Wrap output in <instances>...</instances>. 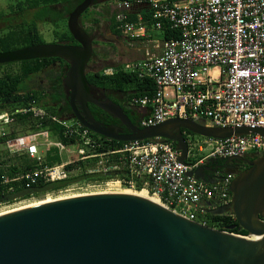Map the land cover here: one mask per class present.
Masks as SVG:
<instances>
[{
	"label": "built area",
	"instance_id": "2783aa9c",
	"mask_svg": "<svg viewBox=\"0 0 264 264\" xmlns=\"http://www.w3.org/2000/svg\"><path fill=\"white\" fill-rule=\"evenodd\" d=\"M135 2L114 4L119 10L117 20L124 24L128 37L155 42L151 31H162L165 24L180 33L178 38L163 41L160 53L147 51L143 60L125 64L126 70L151 78L157 88L153 96L135 100L143 108L152 106L141 120L142 127L179 118L209 122L212 127L264 128V0ZM144 8L151 12V27L143 20ZM131 13L137 15V21L130 20ZM114 70L111 67L105 72L112 74ZM32 110L36 117L49 116L58 122L63 136L79 148L78 154L70 155L71 160L43 167L45 157L40 149L44 145L35 142L21 145L24 136L15 137L6 143L11 152H24L38 163L35 169L14 180L25 178L28 189L40 180L65 181L79 169L68 170L67 165L80 161L85 164L80 167L84 174L104 177L115 174L108 182L116 181L130 190H137V180L143 179L142 189L157 197L162 205L203 225L208 224L197 216L203 202L208 203V209L232 202L230 186L234 175L227 174L220 182L208 183L188 173L211 158L228 159L264 152V137L260 135L224 140L194 137L188 142L189 155L193 152L192 158H200L185 165L174 143L163 138L124 142L116 148L76 119H60L40 107ZM23 111L0 113L1 135H5V126L13 124L16 115ZM56 139L58 143L54 147H66ZM205 146H209V153L200 155ZM121 172H127L130 178L120 179ZM3 182L9 183L10 179L5 177ZM14 191L11 186L7 193ZM8 203L0 202V206Z\"/></svg>",
	"mask_w": 264,
	"mask_h": 264
},
{
	"label": "water",
	"instance_id": "95a60500",
	"mask_svg": "<svg viewBox=\"0 0 264 264\" xmlns=\"http://www.w3.org/2000/svg\"><path fill=\"white\" fill-rule=\"evenodd\" d=\"M94 1L84 0L68 17V28L77 45L41 44L0 52V64L65 59L70 63L64 80L74 111L70 119L119 142L163 138L176 144L185 165L190 147L184 130L221 140L249 134L264 137L263 127H212L192 119L174 118L140 127L120 104L95 97L87 78L94 39L80 21ZM90 104L120 120L123 126L98 121ZM241 158L229 159L241 162ZM209 171L210 167L201 166L188 175L208 182ZM107 177L114 178L115 174ZM230 190L232 202L210 211L214 215H235L237 225L227 230L192 221L149 198L123 192L69 197L6 213L0 215V264H264V163H253L248 172L232 181ZM35 191L31 188L23 195ZM20 197L22 194L8 198ZM237 226L248 234L232 232Z\"/></svg>",
	"mask_w": 264,
	"mask_h": 264
},
{
	"label": "trees",
	"instance_id": "16d2710c",
	"mask_svg": "<svg viewBox=\"0 0 264 264\" xmlns=\"http://www.w3.org/2000/svg\"><path fill=\"white\" fill-rule=\"evenodd\" d=\"M83 1L84 0H17L16 4L13 5L10 10L11 14L0 15V21L3 20L6 22L4 32L0 34V52H9L24 47L44 44L37 24L42 21L57 23L61 19H68L69 15ZM118 1L136 3L135 0H95L92 7L81 16V26L90 35L92 30H94L100 22V19L96 16L104 17L109 23V29L112 34L121 38H127V40L132 42L126 50H130L132 46L139 47L143 45L144 50H146L147 44L151 46V43H149L146 38L131 39L128 37L125 32L124 24L117 20L119 10L114 8V4ZM135 10L137 11V9ZM88 13L90 14L89 18L84 19V15ZM142 15L147 25L150 27L153 26L151 12L145 9L142 10ZM137 19V15L131 13L130 20L137 21ZM85 21L89 24L85 25L87 24ZM179 35V31L173 30L168 24H165L160 33V38L162 41H166L171 38H178ZM57 43L78 44L71 35L69 28L66 33L60 36ZM149 49H151V47H149ZM148 51L152 52L153 50L151 49ZM146 53L147 51L144 54L146 55ZM94 59L95 58L92 57L89 66L94 62ZM13 65L19 66L20 69L17 73L3 71L4 67ZM117 65V67H114L115 70L112 74H107L105 72L112 66L102 70L88 72L87 78L93 88V94L99 99L110 98L120 104L132 122L142 127L141 120L144 116L149 114L152 106L143 108L141 105L136 104L135 100L153 96L157 89L155 82L149 77L140 76L139 73L126 70L123 64L119 63ZM69 67L70 63L62 58H44L0 64V113L4 111H13L15 109L25 110L16 115L15 122L11 125L16 123L26 124V128L30 127V131L32 130L33 132L47 130L61 140L63 144H74L73 140H69L63 136L62 126L58 122L53 121L49 116L44 118L36 117L32 110L33 107H40L60 119L69 117L66 112L71 108V105L64 88V80ZM38 75H42L41 78L45 82V85L43 86L39 83V85L36 86L37 88H35V86L30 83L34 80V76ZM102 95L105 97L102 98ZM89 108L98 121L106 124L122 125L120 120L114 118L97 106L90 104ZM96 136L107 141L112 147L117 148L124 144V142L111 140L99 134H96ZM15 137V131L10 133L5 131V135L0 134V146L5 145L9 140ZM184 137L189 142V140L194 139L196 135L190 131L184 130ZM174 145L176 146L175 143ZM199 158L200 156L197 158L189 157L188 161L194 162ZM8 159H2L0 156V202L5 203L13 202V200H10L8 197L14 194H22V197L18 198L22 200L29 199L33 196H39L37 193L38 191H35V189L45 194L64 189L70 184L77 182V180L101 182L113 178L99 175L89 176L81 172L82 176L77 179H72V177L65 181L52 183H44L43 180H40L33 187L35 191L34 194L29 193L23 195L24 192L31 191V189L26 187L27 181L25 178H22L21 181H16L14 179L19 176H24L29 170L35 169L38 162L30 158L26 153L15 154ZM61 162L58 149L53 147L47 151L42 161V166H54ZM84 165L83 162L75 161L73 164L67 165V169L74 170L84 167ZM5 177L10 179L9 183L3 182ZM119 178L127 180L130 177L127 172H121ZM221 180L222 178L216 182H220ZM143 181V179L137 180V190H142ZM11 186L15 189L14 194L7 193L8 188ZM207 205L208 203H202L197 216L199 219H204L209 226L227 230L229 227L237 225V220L232 212H228L224 215H214L210 213L213 209H208ZM231 231L241 235L248 234L245 230H239L238 226Z\"/></svg>",
	"mask_w": 264,
	"mask_h": 264
},
{
	"label": "rangeland",
	"instance_id": "374dc122",
	"mask_svg": "<svg viewBox=\"0 0 264 264\" xmlns=\"http://www.w3.org/2000/svg\"><path fill=\"white\" fill-rule=\"evenodd\" d=\"M17 0H0V15L4 14V15H8L11 14V8L13 5L16 4ZM90 14H85L84 15V19L89 18ZM97 18L100 19V22L98 23V26L95 28L98 31L92 30L91 34H95L94 36L96 37L98 41L97 43L100 44L101 46H97V52H101V51H105L106 53L108 52L111 56H110V62L107 63V65L103 66V67H96L95 65H91L89 67L90 71H97V70H102L105 69L109 66L112 65H116L119 63H126L129 62L133 59H135V53H127V48L129 45L132 44L131 41L127 40V38H118L116 36H113L110 34L109 31V26H108V22L107 19H105L104 17L101 16H96ZM31 22V21H29ZM82 22V21H81ZM87 21H85L86 23ZM84 23V22H83ZM89 23L87 22L88 25ZM6 27V22H4L3 20L0 21V34H2L5 30ZM38 30L40 32V34L42 35V39L44 44H54L57 43L60 36L63 33H66L68 31V19H61L59 20L57 23H53L51 21H42L39 22L37 24ZM151 33H155V38H159L160 37V33L158 32V30H152ZM105 34H109L108 37L105 36ZM101 40H106L111 42L110 43H102ZM98 52V54H99ZM137 54V53H136ZM137 56H139V54H137ZM94 62H97V58L94 59ZM121 63V64H122ZM19 66L18 65H13V66H8V67H4L3 71L6 72H11V73H17L19 71ZM42 76V75H41ZM41 76H34V80L30 83L31 85L35 86V88H37L36 86L39 85H45V82L42 80ZM43 81V83H42ZM39 88V87H38ZM210 123L207 122V125H209ZM26 124H22V123H16L14 125H8L5 126V131H7L8 133L15 131L16 132V137H23L20 140V144H28V142H35L36 144H38L40 146V144H43L45 148H52L54 147V144L58 143V140L56 139V137L47 130H39V131H30V127L26 128ZM3 127V126H2ZM1 127V128H2ZM27 135V136H25ZM196 138L198 140H203L205 139L202 136L196 135ZM209 146H205V151L203 153H201L200 155H206L209 153ZM41 153L43 154V156L45 157L47 154V151L41 147ZM78 150L79 148L76 145H68L67 147L63 148V150H61V155H62V160L63 161H68L71 160L70 155H77L78 154ZM9 153H8V152ZM15 154H24V152H11V150L8 148V146L5 145H1L0 146V156L2 157V159H8L10 156H13ZM193 156V152L190 153L189 157L192 158ZM9 160V159H8ZM83 173V172H82ZM81 174V168L78 169V171H76L73 175H80ZM73 176V177H74ZM130 189L119 185L116 181H101V182H80L78 181L77 184H70V186L58 190V191H54V192H48L45 194H41L39 196H33L29 199H18L15 200L13 202H10L8 204H3L0 206V212L6 211V210H12L18 207H22L25 206L31 202H36L39 200H42L46 197H67V196H73V195H86V194H94V193H106V192H126ZM133 191H138V190H133Z\"/></svg>",
	"mask_w": 264,
	"mask_h": 264
},
{
	"label": "flooded vegetation",
	"instance_id": "af4514ba",
	"mask_svg": "<svg viewBox=\"0 0 264 264\" xmlns=\"http://www.w3.org/2000/svg\"><path fill=\"white\" fill-rule=\"evenodd\" d=\"M108 26H109V24H108ZM95 31L99 32V30H95ZM109 31H110V29H109ZM110 34L113 36H116V35L112 34L111 31H110ZM94 35L95 34H90V36L94 39V53L97 54V55L93 54V57L97 58V62H93V64L95 65V68L96 67H103L105 65L108 66L107 63H109L111 61L110 60L111 55L108 52H107L108 53L107 54L104 50L101 52L98 51L99 52V54H98L96 47L101 46V45L96 43V42H98L100 40H97ZM108 35L109 34H105V36H107V37H108ZM116 37L121 38L119 36H116ZM101 42L112 44L111 42L106 41V40H101ZM93 64H91V65H93ZM42 83H43V81H42ZM101 97L104 98L105 96L102 95ZM78 108H79V106H78ZM66 113L69 116L68 117L69 119L71 117H73L74 111H73L72 107L69 110H67ZM121 126H123V125H121ZM241 159H243V160L241 162H238L236 159L211 158L208 161H206L204 164H202L201 166L210 167V171L207 174V178H208L207 181L208 182H211L213 180L218 181L219 179L224 178V176H226L227 174H233L234 179H236L239 175L248 172L253 167V163L261 162V161L264 163V152L252 153V154L243 156ZM81 176H82V174L76 175L72 179H77ZM79 181L83 182V180H79ZM77 182H78V180H77ZM77 182H74V183L77 184ZM84 182H86V181H84ZM52 192H54V191H52ZM37 193L39 195L44 194L40 190Z\"/></svg>",
	"mask_w": 264,
	"mask_h": 264
},
{
	"label": "crops",
	"instance_id": "0c3cea01",
	"mask_svg": "<svg viewBox=\"0 0 264 264\" xmlns=\"http://www.w3.org/2000/svg\"><path fill=\"white\" fill-rule=\"evenodd\" d=\"M145 9H148V8H144V9H142V10H145ZM139 10V7H138V9H137V11ZM159 33H160V31H158ZM162 32V31H161ZM152 34V37H153V39L155 40V42L156 41H158V44H156L155 42H150V41H148V39H147V41L149 42V43H151V46L150 45H148L147 44V49L146 50H144V45L143 46H139V47H137V46H132L131 48L132 49H134V50H132L131 48H130V50H127V53L126 54H128V53H135L134 55L136 56L135 57V59H133V60H131V61H129V62H135V61H141V60H143V58L146 56L144 53L146 52V51H148V50H153V53H160L161 52V49H162V46H163V44H161V43H163V41L161 40V38L159 37V38H155V33H151ZM149 47H151V49H149ZM145 51V52H144ZM139 54V56H137V54ZM129 62H126V63H122L123 65H125V64H127V63H129ZM120 63V64H121ZM118 65L116 64L115 66L114 65H112V67L114 68V67H117ZM68 145H66V147H67ZM55 148H57V147H55ZM46 151L47 150H49V149H46V148H44ZM58 149V151H59V155H60V157H61V161L63 162V160H62V155H61V150H63L62 148H57ZM208 183H210V182H208Z\"/></svg>",
	"mask_w": 264,
	"mask_h": 264
},
{
	"label": "bare ground",
	"instance_id": "6f19581e",
	"mask_svg": "<svg viewBox=\"0 0 264 264\" xmlns=\"http://www.w3.org/2000/svg\"><path fill=\"white\" fill-rule=\"evenodd\" d=\"M123 193H133V194H138L140 196H143V197H146V198H149L155 202H159V199L157 197H155L154 195L152 194H149L146 190L142 189V190H138V191H133V190H128L126 192H123ZM93 194V193H92ZM76 196H81V195H73V196H67V197H57V198H54V197H46L42 200H39V201H36V202H31L25 206H22V207H18V208H15V209H12V210H6V211H3V212H0V215H3V214H6V213H10V212H14L16 210H20V209H24V208H28V207H32V206H36V205H40V204H44V203H49V202H53V201H56V200H60V199H65V198H69V197H76ZM161 204V203H160Z\"/></svg>",
	"mask_w": 264,
	"mask_h": 264
}]
</instances>
